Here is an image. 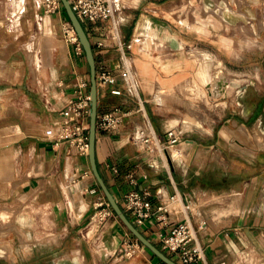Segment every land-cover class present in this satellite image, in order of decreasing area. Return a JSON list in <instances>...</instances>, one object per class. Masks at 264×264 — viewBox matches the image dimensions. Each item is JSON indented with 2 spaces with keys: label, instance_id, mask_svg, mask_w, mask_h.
I'll use <instances>...</instances> for the list:
<instances>
[{
  "label": "crops",
  "instance_id": "crops-1",
  "mask_svg": "<svg viewBox=\"0 0 264 264\" xmlns=\"http://www.w3.org/2000/svg\"><path fill=\"white\" fill-rule=\"evenodd\" d=\"M65 22L62 9L43 15L41 0H0V207L11 212L12 233L25 250L23 256L35 258L36 264H161L143 245L129 260L113 258L130 234L117 217L102 229L88 231L94 204L105 197L88 153L58 141L61 112L76 99V78H89L82 48L65 42ZM238 32L264 34V0H127L116 4L108 21L86 27L96 75L126 62L136 86L134 93L121 80L98 87V113L122 108L129 114L117 130L96 131L101 177L122 209L131 192H149L153 211L170 204L171 196L179 198L178 212H171L169 223L187 217L195 226L205 223L198 239L207 264H226L232 257L223 256L240 250L264 264L262 215L244 212L214 220L195 202L205 191L190 188L189 168L177 173L161 165L140 136L152 131L164 140L168 130H179L175 126L188 111V86L200 69L209 83L206 64L222 50L232 58ZM112 90L121 95H112ZM243 103L246 117L253 115L255 106ZM49 129L51 137L46 136ZM259 134L263 138L256 140L264 147V132ZM234 143L247 148L240 139ZM194 146L188 141L178 150L160 151L166 161L177 160ZM200 157L193 150L192 159ZM138 229L161 250L157 235L169 229L164 222L152 217ZM3 248L6 256L0 257L13 260L11 247Z\"/></svg>",
  "mask_w": 264,
  "mask_h": 264
},
{
  "label": "rangeland",
  "instance_id": "rangeland-1",
  "mask_svg": "<svg viewBox=\"0 0 264 264\" xmlns=\"http://www.w3.org/2000/svg\"><path fill=\"white\" fill-rule=\"evenodd\" d=\"M118 2L126 3L127 0H116V4ZM231 55L232 58H229L222 50L220 57H213L206 64L209 83L203 80L201 69L198 71L188 86V111L182 123L175 126L183 133L181 144L194 141L193 150L201 153V157L193 160L192 150L186 157L177 160L166 161L163 158L160 149L165 152L178 150L181 144L160 146L151 155L159 157L161 165L177 173L189 168L190 188L205 191L204 195L197 194L198 201L195 199V202L204 205L206 213L212 214L214 220L224 215H242L244 212L255 217L262 215L264 220V147H260L256 140L257 134L264 132V34L247 32L246 35L238 32L236 49L231 51ZM222 67L235 76L229 75ZM219 73L224 78L223 84L228 83V88L220 87L222 83L216 84ZM216 88H222L220 96H216ZM243 102L248 106L253 103L257 107L248 118ZM195 125H201L205 131ZM237 139L246 142L247 148H234L233 142ZM175 205L178 208L180 202L176 201ZM2 208L0 215L5 214L9 218L1 219L0 216V247L9 245L13 260L0 257V264H36L35 258L23 256L25 250L21 249L12 233L15 232V221L11 219V212ZM193 209V213L198 215L195 206ZM88 231L95 229L88 226ZM255 260L260 263L259 258Z\"/></svg>",
  "mask_w": 264,
  "mask_h": 264
},
{
  "label": "built area",
  "instance_id": "built-area-1",
  "mask_svg": "<svg viewBox=\"0 0 264 264\" xmlns=\"http://www.w3.org/2000/svg\"><path fill=\"white\" fill-rule=\"evenodd\" d=\"M68 1L85 31L86 27L90 25L111 19L116 9V0ZM41 4L43 15H52L62 9L60 0H41ZM39 19L41 18L38 17V21ZM63 26L65 42L75 45L77 50L81 51V46L71 24L65 22ZM96 78L98 87L113 85L121 80L130 93H134L136 89L132 67L126 62H123L117 68L104 69ZM89 88V78L83 76L76 78V99L71 101L61 112L63 118L59 126L58 141L68 142L76 147L80 153H88V134L86 131L88 130L90 115ZM111 94L114 96L121 95L118 90H112ZM128 115L122 108L98 113L96 129L104 133H111L122 126ZM52 135V129L46 131L47 137ZM182 139L183 133L178 129L168 130L164 140H160L152 131L141 133L140 136V142L144 144L146 151L149 153L160 146L180 145ZM169 200L170 204L162 203L153 211L149 192L142 194L131 192L124 197L123 211L137 228L152 219V217L164 222L169 229L157 235L161 244V251L177 264H207L205 250L198 239V232L205 226V223L195 226V222L190 217L177 223H169L168 216L171 212H178L176 211L175 202H180L179 198L176 199L175 196H171ZM94 208L95 214L90 220V226L95 230L102 229L110 219L116 217L105 199H99L94 204ZM141 247L142 245L133 236L126 234L120 248L113 254V258L118 262L129 260L140 251ZM229 257H232V259L226 264H260L255 260L253 254L246 250L223 256L224 259Z\"/></svg>",
  "mask_w": 264,
  "mask_h": 264
},
{
  "label": "water",
  "instance_id": "water-1",
  "mask_svg": "<svg viewBox=\"0 0 264 264\" xmlns=\"http://www.w3.org/2000/svg\"><path fill=\"white\" fill-rule=\"evenodd\" d=\"M61 5L65 11V14L73 28L78 42L83 49L85 60L88 66L89 73V95H90V115L88 123V156L92 174L100 187L105 199L111 207L115 216L119 219L126 230L144 247H146L162 264H177L163 251L157 248L152 242H150L141 231L131 222V220L124 213L116 201L113 194L108 189L103 178L101 177L95 158V142H96V119L98 114V85L96 78V62L89 37L75 13L73 12L68 0H60Z\"/></svg>",
  "mask_w": 264,
  "mask_h": 264
},
{
  "label": "bare ground",
  "instance_id": "bare-ground-1",
  "mask_svg": "<svg viewBox=\"0 0 264 264\" xmlns=\"http://www.w3.org/2000/svg\"><path fill=\"white\" fill-rule=\"evenodd\" d=\"M216 64H217V63H216ZM219 67H220V66H219ZM220 69H221V68H220ZM222 70H223V69H222ZM221 75H222V74L219 73L218 78H216V80H215L217 85H221V83L223 84L222 81H223L224 78H223ZM227 84H228V83H224L223 86L221 85L220 87H223V88L226 89V88H228V87H227ZM212 85H213V84H212ZM212 87H213V86H212ZM211 90H212V91H215L214 88H212ZM216 91H218L217 94H216V96H220L221 93L223 92V91H222V88H220V89H219V88H216ZM195 126H196L198 129H200L201 131H204V129L202 128L201 125H200V126H199V125H198V126L195 125ZM259 133H260V132H259ZM259 133H258V134H259ZM258 134H257V136H259V138H263V136H262L263 134H262V135H261V134L258 135ZM257 136H256V137H257ZM260 136H262V137H260ZM258 142H259V141H258ZM233 145L235 146L234 148H236V147L239 148V146H238L236 143H234V142H233ZM260 145H261V143H260ZM236 149H237V148H236ZM7 249H8V248H7ZM5 251H6L5 248H3L2 250H0V256H6V252H5Z\"/></svg>",
  "mask_w": 264,
  "mask_h": 264
},
{
  "label": "trees",
  "instance_id": "trees-1",
  "mask_svg": "<svg viewBox=\"0 0 264 264\" xmlns=\"http://www.w3.org/2000/svg\"><path fill=\"white\" fill-rule=\"evenodd\" d=\"M62 12H63L64 16L66 17L67 21L69 22V20H68L66 14H65V11H64L63 7H62ZM82 51H83V49H82ZM83 53H84V52H83ZM158 261H159V260H158ZM160 263H161V262H160ZM161 264H162V263H161Z\"/></svg>",
  "mask_w": 264,
  "mask_h": 264
},
{
  "label": "flooded vegetation",
  "instance_id": "flooded-vegetation-1",
  "mask_svg": "<svg viewBox=\"0 0 264 264\" xmlns=\"http://www.w3.org/2000/svg\"><path fill=\"white\" fill-rule=\"evenodd\" d=\"M250 107H254L255 106V110H257V107H256V105L255 104H253V103H251L250 105H249ZM259 108V107H258Z\"/></svg>",
  "mask_w": 264,
  "mask_h": 264
}]
</instances>
